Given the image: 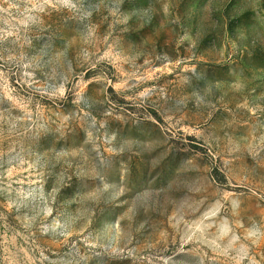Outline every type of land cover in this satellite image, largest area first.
I'll list each match as a JSON object with an SVG mask.
<instances>
[{"label": "rangeland", "instance_id": "rangeland-1", "mask_svg": "<svg viewBox=\"0 0 264 264\" xmlns=\"http://www.w3.org/2000/svg\"><path fill=\"white\" fill-rule=\"evenodd\" d=\"M0 264H264V0H0Z\"/></svg>", "mask_w": 264, "mask_h": 264}]
</instances>
